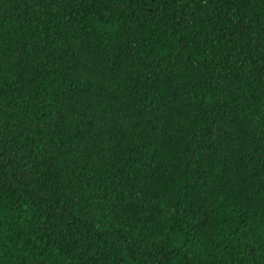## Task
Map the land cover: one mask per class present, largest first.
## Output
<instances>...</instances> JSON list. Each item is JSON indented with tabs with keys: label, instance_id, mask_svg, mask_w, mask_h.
Instances as JSON below:
<instances>
[{
	"label": "trees",
	"instance_id": "1",
	"mask_svg": "<svg viewBox=\"0 0 264 264\" xmlns=\"http://www.w3.org/2000/svg\"><path fill=\"white\" fill-rule=\"evenodd\" d=\"M0 264H264V0H0Z\"/></svg>",
	"mask_w": 264,
	"mask_h": 264
}]
</instances>
